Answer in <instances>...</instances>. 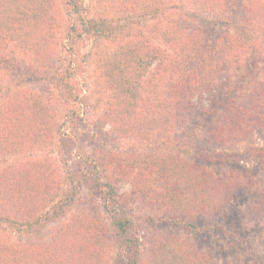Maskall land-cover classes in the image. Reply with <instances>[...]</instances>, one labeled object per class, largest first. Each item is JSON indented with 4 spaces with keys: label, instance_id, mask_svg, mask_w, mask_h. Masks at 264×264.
<instances>
[{
    "label": "rangeland",
    "instance_id": "obj_1",
    "mask_svg": "<svg viewBox=\"0 0 264 264\" xmlns=\"http://www.w3.org/2000/svg\"><path fill=\"white\" fill-rule=\"evenodd\" d=\"M137 1L42 0L35 48L0 39V169L26 166L46 198L39 221L24 217L30 231L13 229L0 216L2 260L11 247L32 253L53 247L58 232L74 253H65L64 264H120L125 251L108 203L131 217L137 264H168L176 249L177 264H264V129L246 136L214 132L233 117L231 106L264 88V0H166L165 14L150 20L142 19ZM7 5L0 2V20L14 16L2 14ZM178 25L194 39L189 49L228 43L231 52L215 56L211 88L192 98L196 107L179 123L163 135H127L126 117L116 124L117 92L107 68L119 50L136 57L142 46L158 49L155 61L148 59L152 71L159 52L192 40L179 35ZM178 160L194 161L221 180L224 209L214 203L217 209L203 217L176 209L170 218L160 216L181 199L167 203L165 186L149 181L162 169L171 177L183 171L173 166Z\"/></svg>",
    "mask_w": 264,
    "mask_h": 264
},
{
    "label": "trees",
    "instance_id": "obj_2",
    "mask_svg": "<svg viewBox=\"0 0 264 264\" xmlns=\"http://www.w3.org/2000/svg\"><path fill=\"white\" fill-rule=\"evenodd\" d=\"M2 1L7 0H0ZM148 1H137L140 3L139 10L142 9V19L150 20L152 16L165 14L166 0H156L157 3L153 5H149ZM7 7L8 9L2 11V14H6L7 18V15L14 11V16L0 20V39L5 36L8 40L23 44L26 49L35 48L33 45L37 40L34 36L35 31L43 28L42 15L45 8L42 0H9ZM169 9L172 7L170 6ZM99 25L96 22L94 29L101 31L102 28ZM178 27V30H181L180 36L193 38L184 27L179 25ZM71 34L68 30L67 38ZM187 42L186 45L177 44L170 49H164V53L159 52L160 57L156 60V66L152 71H149V67L153 60L148 59L152 56L151 54L158 52V49L138 46L141 54L136 57L134 52L130 51L131 49L117 52L119 54L115 61L111 62L112 64L107 68V78L117 92L113 108L120 113L116 124L126 117L124 122L127 135L147 137L151 135V132L163 135L170 124L179 123L182 114L186 115L196 107L192 98L196 95L200 97V94L211 88V76L218 70L215 65L218 64L215 56L222 52L223 55L231 52L226 48L229 47L228 43L224 46L215 45L210 50L196 47L193 51L189 48L194 43V39ZM259 87V90H262L255 91L253 97L237 107L231 106L235 109L233 117H230V121L214 127V132L217 131V134L232 132L246 136L255 129H264L263 84ZM193 164L194 161L191 160H178L176 166H173L180 167L184 169L183 171H176L177 174L171 177L170 169H162L158 171L157 179L149 181L152 186L157 185L160 188L161 184L165 186V191L169 193L167 203H171L178 195L181 199L171 204L173 210H165V215L160 216L170 218L171 214L168 212L172 213L176 209L180 216L194 218L198 214L202 216L210 210L217 209L214 203H221L219 206L224 209L227 193L221 189V180L216 182L215 177ZM29 174L30 169L26 166L14 171L6 167L0 169V216L3 221L18 231L32 230L33 225L25 222L24 217L39 221L38 209L42 208L39 202L46 199L41 190L42 187L41 189L39 187L40 183L33 185ZM185 182L187 185L184 187ZM110 185L107 184L108 187ZM147 186L149 187L148 184ZM190 186L192 189L188 188ZM112 192L113 190H110L108 193ZM158 192L161 193V191ZM105 206L111 212L113 229L118 234L119 242L125 251L124 259L121 258L120 264H137L135 240L128 235L131 229V217L110 208L108 203ZM66 238L67 236L61 237L56 232L53 235V241L57 240L54 246H42V249L37 248L36 253H32L31 248L27 246L11 247L10 255L6 260L0 257V264H64L65 253L67 256L71 249L68 242H65L68 243L66 245L62 242ZM161 249L165 251L164 247ZM166 252L171 254L168 253V249ZM176 252L177 249L173 251L168 264H177L180 263L179 260L182 261L181 257H176L175 262ZM70 253L74 255L73 252ZM81 264H87V261L83 260Z\"/></svg>",
    "mask_w": 264,
    "mask_h": 264
}]
</instances>
